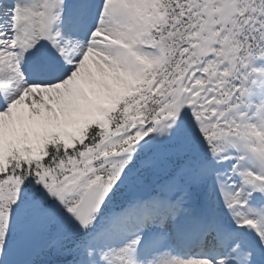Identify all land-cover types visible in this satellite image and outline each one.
I'll use <instances>...</instances> for the list:
<instances>
[{
    "label": "snow or ice",
    "instance_id": "6c2138e0",
    "mask_svg": "<svg viewBox=\"0 0 264 264\" xmlns=\"http://www.w3.org/2000/svg\"><path fill=\"white\" fill-rule=\"evenodd\" d=\"M0 264H264V0H0Z\"/></svg>",
    "mask_w": 264,
    "mask_h": 264
}]
</instances>
